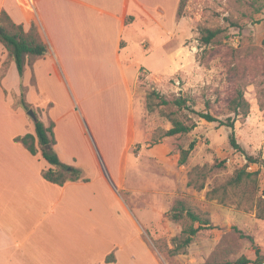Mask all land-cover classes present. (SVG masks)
<instances>
[{"label": "crops", "instance_id": "1", "mask_svg": "<svg viewBox=\"0 0 264 264\" xmlns=\"http://www.w3.org/2000/svg\"><path fill=\"white\" fill-rule=\"evenodd\" d=\"M178 4L32 0L31 7L0 0V12L24 31L34 24L49 48L33 60L25 55L20 75L0 42V264H139L144 258L139 235L143 241L145 234L115 185L123 183L125 159L139 138L172 180L166 193L177 188L178 157L167 145L150 146L139 126L137 82L141 68L149 76L148 52L163 55ZM22 91L37 119L53 122L60 161L87 181L46 180L51 164L16 140L35 135L36 120L16 102Z\"/></svg>", "mask_w": 264, "mask_h": 264}, {"label": "rangeland", "instance_id": "2", "mask_svg": "<svg viewBox=\"0 0 264 264\" xmlns=\"http://www.w3.org/2000/svg\"><path fill=\"white\" fill-rule=\"evenodd\" d=\"M250 4L251 0H186L176 16L163 55L158 51L153 53L152 49L144 63L149 76L145 68L139 71L137 117L146 133V142L150 146L167 145L172 149L171 154L179 158V148L196 141L187 161L177 168L174 181L177 188L171 194L166 192L171 191L172 180L167 178L164 167L149 160L145 143L137 138V145L129 150L123 183L115 187L130 206L139 232L145 234L143 241L139 235L145 258L139 264H204L215 254L220 259L246 255L254 260L257 250L264 257V218H257L254 210L239 209L234 203L206 198L207 191L224 183L244 164L248 171L257 172L259 193L264 190V4L259 12H254ZM172 13L173 10L169 15ZM200 25L220 27L223 32L213 43L203 46L199 42ZM240 77L246 84L244 95L250 112L246 117L234 118L226 104ZM153 90L167 99L188 97V103L196 111L210 101L211 111L219 119L228 116L234 119L233 129L207 122L172 104L161 105L157 98L149 96ZM169 115L196 125L187 134L165 136L172 126ZM231 131L242 150L230 145ZM100 157L105 166V159ZM247 157L256 162H247ZM205 164L212 167L205 187L199 191L188 187V170ZM179 199L195 211L205 213L212 227L200 230L185 253L170 255L167 249L159 250L155 241L165 240L171 248L170 239L180 235L181 225L169 216Z\"/></svg>", "mask_w": 264, "mask_h": 264}, {"label": "trees", "instance_id": "3", "mask_svg": "<svg viewBox=\"0 0 264 264\" xmlns=\"http://www.w3.org/2000/svg\"><path fill=\"white\" fill-rule=\"evenodd\" d=\"M186 0H179L177 14L180 15L182 5ZM264 2L259 0H251V6L254 12H259L263 7ZM223 32L220 27L198 26L199 42L203 46H208ZM0 42L4 45L10 57L16 63L19 74L23 72V57L27 55L29 60L36 57H42L49 52L48 46L40 39L36 26L32 24L28 31H24L22 26L14 23L4 11L0 12ZM206 50V49H204ZM6 67V62L4 63ZM240 77L235 86L234 93L227 101L226 107L229 113L236 117H246L250 112V105L244 95L245 81ZM242 80V81H241ZM149 96H154L159 100L161 105L172 104L178 110H188L195 113L199 118L207 122H217L220 125H225L231 129L234 126V119L226 117L225 120L219 119L211 111L210 101H206L204 108L196 111L191 108V103L188 97L178 96L172 99L160 95L156 91H151ZM19 105L25 110L31 109L30 105L24 100L23 91L19 97ZM264 117V104L262 108ZM172 126L165 131V136L183 135L189 133L194 127L190 117H187L189 122L180 120L175 116L169 115ZM230 145L236 150H242L235 139L234 132L231 131L229 136ZM17 141L21 142L23 146L31 153L36 154L39 151L43 158L47 160L52 167L43 171V177L56 184H63L66 181L78 180L82 178L80 169L67 165L60 161L55 150V139L53 135V122H49L47 126L37 119L35 121V135L27 133L23 136H18ZM195 140H192L186 148H179L178 164L183 165L190 152L195 146ZM48 146V147H47ZM247 162H256L252 157H247ZM208 165H195L187 172V186L196 190H202L205 187L206 179L210 173ZM87 180L86 178H82ZM259 183L257 172H250L247 170V165L244 164L234 171V173L221 185L212 188L206 192L207 199H217L219 202H230L236 204V207L243 210H254L256 217L264 218V190L259 193ZM170 219L181 225V232L179 236H174L170 239L172 247H168L165 240H156L155 243L159 250L167 249L170 255L185 253L186 247L193 242L196 234L206 228H211L212 224L203 212L195 211L184 200H176L175 204L169 211ZM197 223V225H196ZM241 236H244L239 231ZM112 256L107 257L110 261ZM204 264H264V257L256 251V258L254 260L248 258L246 255H240L233 259H220L218 255H214L211 261Z\"/></svg>", "mask_w": 264, "mask_h": 264}, {"label": "water", "instance_id": "4", "mask_svg": "<svg viewBox=\"0 0 264 264\" xmlns=\"http://www.w3.org/2000/svg\"><path fill=\"white\" fill-rule=\"evenodd\" d=\"M28 115H30L34 120H37L36 114L32 109L27 111ZM48 147V146H47Z\"/></svg>", "mask_w": 264, "mask_h": 264}, {"label": "built area", "instance_id": "5", "mask_svg": "<svg viewBox=\"0 0 264 264\" xmlns=\"http://www.w3.org/2000/svg\"><path fill=\"white\" fill-rule=\"evenodd\" d=\"M24 1H27L32 7V0H24ZM247 169H248V166H247Z\"/></svg>", "mask_w": 264, "mask_h": 264}]
</instances>
